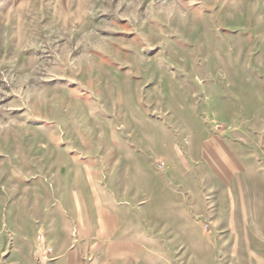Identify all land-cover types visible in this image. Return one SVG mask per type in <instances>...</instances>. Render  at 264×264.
Returning a JSON list of instances; mask_svg holds the SVG:
<instances>
[{
    "label": "rangeland",
    "instance_id": "1",
    "mask_svg": "<svg viewBox=\"0 0 264 264\" xmlns=\"http://www.w3.org/2000/svg\"><path fill=\"white\" fill-rule=\"evenodd\" d=\"M0 264H264V0H0Z\"/></svg>",
    "mask_w": 264,
    "mask_h": 264
}]
</instances>
